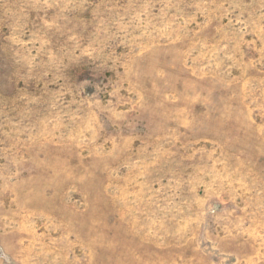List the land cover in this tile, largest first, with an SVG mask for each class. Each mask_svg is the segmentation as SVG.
<instances>
[{
    "label": "rangeland",
    "instance_id": "374dc122",
    "mask_svg": "<svg viewBox=\"0 0 264 264\" xmlns=\"http://www.w3.org/2000/svg\"><path fill=\"white\" fill-rule=\"evenodd\" d=\"M0 264H264V0H0Z\"/></svg>",
    "mask_w": 264,
    "mask_h": 264
}]
</instances>
